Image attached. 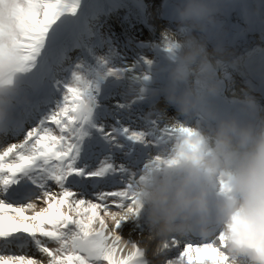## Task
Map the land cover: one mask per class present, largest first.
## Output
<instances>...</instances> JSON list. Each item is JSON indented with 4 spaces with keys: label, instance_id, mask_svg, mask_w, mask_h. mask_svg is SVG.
<instances>
[{
    "label": "snow or ice",
    "instance_id": "obj_1",
    "mask_svg": "<svg viewBox=\"0 0 264 264\" xmlns=\"http://www.w3.org/2000/svg\"><path fill=\"white\" fill-rule=\"evenodd\" d=\"M102 10L98 0H20L14 30L5 33L0 27V61L6 62V71H0V264H44L27 255L32 247L46 264H151L146 250L123 241L118 230L140 213L134 188L141 169L172 163L161 150L198 134L190 126L160 120L133 130L121 120L135 123V103L117 102L115 112L102 104L120 94V82L140 75L138 66L148 79L145 66L151 63L117 67L104 57L96 58L95 66L86 59L71 62L74 49L91 51L92 21ZM109 77L114 79L105 84ZM108 116L115 119L110 130L102 123ZM29 124L35 127L26 130ZM21 135V142L7 143ZM117 153L126 163H115ZM100 155L104 158L97 161ZM100 185L119 186L95 193L99 201L111 199L116 211L82 198L89 187ZM125 248L127 254L119 255ZM163 248L165 264L229 261L222 230L209 238L172 237ZM173 251L176 258L168 256Z\"/></svg>",
    "mask_w": 264,
    "mask_h": 264
},
{
    "label": "clouds",
    "instance_id": "obj_2",
    "mask_svg": "<svg viewBox=\"0 0 264 264\" xmlns=\"http://www.w3.org/2000/svg\"><path fill=\"white\" fill-rule=\"evenodd\" d=\"M169 2L176 28L161 33V47L169 57L166 81L151 88V75L145 79L140 67L139 76L129 77L127 93L131 103L162 95L167 104L176 107L178 116L184 117L183 121L167 117L156 101L144 115L146 122L164 120L178 127L200 117L203 123L190 126L198 134L191 142L178 138L161 150L160 155L172 163L149 164L135 183L148 238L161 242L154 255H162L163 243L172 237L198 234L209 238L219 228L227 236L228 264H264V111L251 91L242 89L240 98L249 120L217 113L209 100L222 90L218 70L238 60L222 40L211 50L208 47L209 37L232 9L239 8L249 23H264V15L253 6L255 0ZM19 3L0 2V27L5 33L14 30L13 12ZM5 63L0 61V71H6ZM217 192L222 196L216 202L213 222L211 198ZM253 230L254 235H249Z\"/></svg>",
    "mask_w": 264,
    "mask_h": 264
},
{
    "label": "rangeland",
    "instance_id": "obj_3",
    "mask_svg": "<svg viewBox=\"0 0 264 264\" xmlns=\"http://www.w3.org/2000/svg\"><path fill=\"white\" fill-rule=\"evenodd\" d=\"M98 2L103 6V10L92 21L94 25V35L92 37L93 45L91 47V51L87 54L85 51L80 49H74L69 53L72 63L77 62L78 59H86L88 63L95 66L96 58L104 57L110 64L120 67V65L125 62L123 58L127 49L129 50L132 47L137 48V46L138 48L144 46L146 49H148L149 44L152 41V38L148 37V34L160 36L165 29L171 28V26L163 25L160 21L155 19L156 16H158V19L161 18L162 15L160 14V11H163V7L166 3L170 4L168 0H98ZM257 3H259V0H255L253 6L255 7ZM232 14L235 15V20H231ZM228 18L230 20V24H237V30L239 32H247L248 35L246 36L248 37L249 44L254 46V49H257V43L254 41L255 35H253L251 30L248 28L246 24L247 21L243 18L239 8L232 9L226 16H224L217 30H223L226 27V21ZM143 19L146 20L152 26V28H149L148 24L146 26L145 24H142ZM234 58L238 60L237 54L235 53ZM238 71V68L234 69V72H237V74L239 73ZM106 81L109 80L107 79ZM119 92V95H114L107 100L102 101V104L113 112L117 111L115 108L117 102L125 103V99H132L131 96L126 98L127 95H129L127 93L126 87H121ZM165 107L171 109L169 105H166ZM163 109L165 110V108ZM165 111L168 112L167 110ZM138 113L142 114L141 111L139 112V110ZM121 122L125 126H130L136 130L138 129V124H143L142 127H144L145 120H137L135 123H132L130 120L122 118ZM102 123L105 124L106 130H110L111 126L115 124V119L112 116H108L104 121H102ZM49 126L55 130V125L50 124ZM31 127H35V124L27 125L26 130H30ZM22 140L23 135L12 138L8 140L7 143H19ZM103 158L104 157L100 155L97 158V161L102 160ZM114 161L116 164H120L121 162L126 163L125 158L119 153L115 155ZM96 166H98V162L93 163V167ZM106 186L109 185H103L101 188L96 189L89 187L88 195L83 196L82 198L91 200L93 203H108L110 205V210L116 211L117 209L114 205H112L111 199L108 201H99L96 199L95 193L97 191H105L104 189ZM53 190L58 191V189L55 187ZM72 190L79 192V189L77 188H73ZM117 190H120V188ZM100 215H104L102 210L100 211ZM106 221L110 223L108 225L109 228H111L112 222L107 220V218ZM141 234L144 240L135 243H137L139 247L146 249L147 259L154 264H165L163 259L160 258V255H152L153 258L148 256L147 247L149 242L156 239L150 240L148 238L149 232H144ZM122 235H125V233ZM130 238L131 236L127 234L123 241H130ZM155 249L156 247L153 248V251ZM10 251L15 252L16 254H21L20 252H17L16 249H11ZM27 255L33 259L43 260L44 264L47 262V258L43 257L42 254L39 253L34 247L27 250ZM174 255V258H176V254Z\"/></svg>",
    "mask_w": 264,
    "mask_h": 264
},
{
    "label": "bare ground",
    "instance_id": "obj_4",
    "mask_svg": "<svg viewBox=\"0 0 264 264\" xmlns=\"http://www.w3.org/2000/svg\"><path fill=\"white\" fill-rule=\"evenodd\" d=\"M169 1V0H168ZM255 7H259L262 15H264V0H259V3L255 5ZM164 12H160L161 15L165 16L172 24H175L174 18L171 14V5L166 3L163 7ZM233 20H235V16H233ZM174 21V22H173ZM142 24H145V26L148 24L149 28H152V26L143 19ZM248 28L251 30V33L254 36V41L257 43V49H254V46H251L248 41V37L246 35L247 32H239L237 30V24H231L230 25V33L234 38H241L238 43L239 50L237 52V57H238V63L237 64H226L223 69L218 70L219 78L221 79L222 82V90L217 95L218 97L223 100L224 103L228 105H233L236 102L241 101V89H247L244 87V85H247L249 79H256L258 80L257 75L255 74V70L259 69L262 67L264 64V23H260L258 21H253L251 23L247 22L246 23ZM159 26V25H158ZM168 26V25H167ZM160 27V26H159ZM216 34V32H215ZM224 34H227V32H222V35H212L210 39L212 40V43L209 47H212V44H216L217 40L223 39ZM148 37L152 38L151 43L149 44V48L146 49V47L142 46L139 47H132L129 50L124 53V58L125 60L124 63H126L129 67L132 66L133 63L141 61V60H148L150 61V65H146L145 68L147 72L151 75L153 79V83L150 85L151 88H157L162 86L165 81H166V73L167 69L169 67V57L166 54L165 49L161 47V41L163 39L162 35H151L148 34ZM221 37V38H220ZM229 37V36H228ZM228 39V38H227ZM123 63V64H124ZM123 64L120 65L123 66ZM238 68L239 73L234 72V69ZM233 69V70H232ZM251 69H254V72H250ZM140 73V66L137 67V72L136 74ZM131 75V74H129ZM114 78L109 77V81H105V84L108 82L112 81ZM245 82V84L243 83ZM123 84L122 88H127L128 87V82L123 81L120 82ZM241 85V86H240ZM252 94V92H251ZM253 95V94H252ZM130 97V95H127L126 98ZM132 99H125V103L131 104ZM158 101V106L163 109L169 110L166 112L167 117L172 118L175 117L179 119L180 121L184 120V117L182 119L181 116L175 115L170 113L172 110L177 112V109L175 106L171 105L172 109H168V107H165L167 104L166 101L164 100L163 96L159 97H152L151 95L147 96L142 102L140 103H135L133 104L131 115H132V120L137 121L141 119H137L138 116H143L145 113L149 111L150 105L154 102ZM168 105V104H167ZM141 111L142 114L138 113ZM173 111V112H174ZM126 115V114H125ZM161 123H165L164 120H160ZM201 118L200 117H193L188 123L189 125L186 126H191V125H200ZM203 122V121H202ZM143 124H138L137 128L140 130H143L142 127ZM171 126V124H168ZM163 126V125H162ZM135 130L134 128H132ZM136 129V130H138ZM0 140H3V137H0ZM155 153H153L154 155ZM103 156V155H102ZM103 185H100L98 188H101ZM109 189V188H108ZM98 192V191H97ZM220 196H222V193L217 192ZM107 222V221H106ZM110 224L109 222H107ZM119 234L122 237V240H124L128 235L131 236L130 241L131 242H138L144 240V238L141 236V233L148 232V227L145 223V220L141 213L134 219V220H128L124 222L122 225V229L118 230ZM220 231L219 228H217V232ZM125 235H122L124 234ZM140 236V237H139ZM140 238V240H139ZM189 239L191 238H197L194 236L188 237ZM171 239V238H170ZM169 239V241H170ZM183 240V239H181ZM160 241L158 239L153 240L149 242V245L147 247V253L148 256H151L153 258L154 256V247H158L160 245ZM175 247V246H173ZM182 248V245H181ZM17 251V250H16ZM129 251L128 248H125L124 252L118 253L119 255H125ZM18 252V251H17ZM150 253V254H149ZM153 253V254H151ZM175 252H169L168 256L171 258H174ZM153 255V256H152ZM147 258V257H146ZM160 258L163 259V262L165 263L167 257L165 255H160ZM151 264H154L151 262Z\"/></svg>",
    "mask_w": 264,
    "mask_h": 264
}]
</instances>
